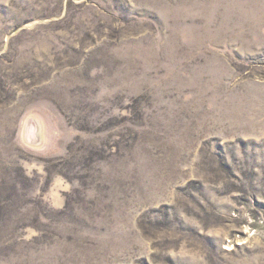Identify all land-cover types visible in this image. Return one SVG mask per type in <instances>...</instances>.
Listing matches in <instances>:
<instances>
[{
	"label": "rangeland",
	"instance_id": "1",
	"mask_svg": "<svg viewBox=\"0 0 264 264\" xmlns=\"http://www.w3.org/2000/svg\"><path fill=\"white\" fill-rule=\"evenodd\" d=\"M0 264H264V0H0Z\"/></svg>",
	"mask_w": 264,
	"mask_h": 264
}]
</instances>
